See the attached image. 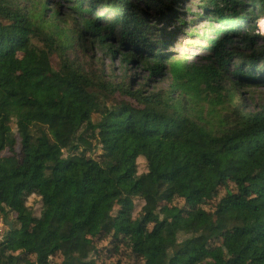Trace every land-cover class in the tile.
<instances>
[{"label":"trees","instance_id":"obj_1","mask_svg":"<svg viewBox=\"0 0 264 264\" xmlns=\"http://www.w3.org/2000/svg\"><path fill=\"white\" fill-rule=\"evenodd\" d=\"M50 1L0 0V264H99L108 235L143 264H264V0H207L197 66L164 52L184 0ZM95 53L121 77L82 62Z\"/></svg>","mask_w":264,"mask_h":264},{"label":"rangeland","instance_id":"obj_2","mask_svg":"<svg viewBox=\"0 0 264 264\" xmlns=\"http://www.w3.org/2000/svg\"><path fill=\"white\" fill-rule=\"evenodd\" d=\"M59 0H51L50 6L54 5V2L57 3ZM207 0H184L182 5L175 6L178 15L177 19H174L167 26L161 27L165 29V32L169 37H171L170 44L165 46L164 52L169 55H172L176 59H181L186 61L188 64L192 65H202L205 63V58L209 55V52L206 48V43L204 42L202 35L204 33V27L208 25L209 18L204 17V3ZM62 12L67 13L71 12V5L67 2L61 1ZM151 16V14L149 13ZM149 23L152 25L155 24V19H149ZM261 20L258 23L257 29L258 32L264 35L261 28ZM160 24V23H158ZM82 62L87 65L90 69L93 68H103L107 75L111 71L115 70V75L121 77L122 70L120 69L119 62L114 64L103 58L99 53H95L94 56L88 54L87 56H81ZM233 70V68H231ZM134 76V88H140L143 83H146V80L149 78L148 74L145 71H142L138 68H132L128 72V76ZM170 76H167L164 79L151 78L148 83V90H158V89H167L171 84ZM264 91V88L259 89ZM247 97V95H246ZM250 106H253L252 101H248ZM139 170L144 172L146 170V164L143 159L139 160ZM238 192L236 185L229 181L226 184L222 185L219 191L214 195L213 199L202 200L199 203V207L207 212H214L218 207L221 199L229 192ZM180 205L182 201L176 200ZM29 205L33 207V211L36 216L40 215L41 211V202L36 197H31L29 199ZM142 203L140 201L136 202V209L134 213V220L140 218V210ZM15 220V216H11L10 219H5L2 214H0V241H2L5 235L10 231L9 225L7 222ZM153 227V224H144V229L146 232L150 231ZM95 244L99 249V264H143L144 258L138 255H134L131 252V239L130 236H120L115 238L112 235H108L102 238L95 239ZM212 247L221 248L226 250L227 245L223 239L216 240L212 242ZM6 253H13L15 255L24 256L21 251L11 252L6 251ZM28 260H33V256H25ZM62 257L56 255L51 258V264H61Z\"/></svg>","mask_w":264,"mask_h":264},{"label":"crops","instance_id":"obj_3","mask_svg":"<svg viewBox=\"0 0 264 264\" xmlns=\"http://www.w3.org/2000/svg\"><path fill=\"white\" fill-rule=\"evenodd\" d=\"M263 20H264V19H263ZM263 20H262V21H263ZM262 21H261L260 25H261L262 31H263V33H264V21H263V22H262Z\"/></svg>","mask_w":264,"mask_h":264},{"label":"water","instance_id":"obj_4","mask_svg":"<svg viewBox=\"0 0 264 264\" xmlns=\"http://www.w3.org/2000/svg\"><path fill=\"white\" fill-rule=\"evenodd\" d=\"M7 224L9 225L10 230H12L13 229V224L11 222H7Z\"/></svg>","mask_w":264,"mask_h":264},{"label":"built area","instance_id":"obj_5","mask_svg":"<svg viewBox=\"0 0 264 264\" xmlns=\"http://www.w3.org/2000/svg\"><path fill=\"white\" fill-rule=\"evenodd\" d=\"M263 21H264V20H263ZM263 21H262V22H263Z\"/></svg>","mask_w":264,"mask_h":264}]
</instances>
